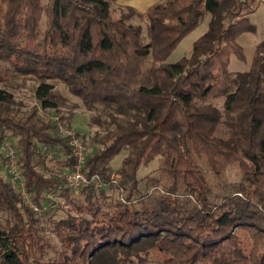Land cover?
Here are the masks:
<instances>
[{"label":"trees","instance_id":"1","mask_svg":"<svg viewBox=\"0 0 264 264\" xmlns=\"http://www.w3.org/2000/svg\"><path fill=\"white\" fill-rule=\"evenodd\" d=\"M257 6L0 0V58L39 81L40 100L27 105L0 86V264H149L155 251L163 264H264V37L248 69L229 67L232 54L245 57L238 35ZM206 11L191 53L167 61ZM143 73L148 83L131 87ZM58 82L97 110L90 137L75 132L93 146L84 169L100 186L69 187L56 174L75 162L69 137L45 116L54 108L74 128ZM5 140L27 195L2 172ZM157 157L159 175L140 177ZM233 166L240 178L217 191L205 168L221 178Z\"/></svg>","mask_w":264,"mask_h":264},{"label":"rangeland","instance_id":"2","mask_svg":"<svg viewBox=\"0 0 264 264\" xmlns=\"http://www.w3.org/2000/svg\"><path fill=\"white\" fill-rule=\"evenodd\" d=\"M134 2V1H133ZM153 2V1H152ZM151 2V3H152ZM150 3V4H151ZM119 6L123 4L117 3ZM132 6L135 3H130ZM149 4V5H150ZM147 4L144 6H140L137 8L142 11L144 8H147ZM135 7V6H134ZM146 10V9H145ZM144 10V11H145ZM211 13L206 11L202 16L199 24L193 28L184 38L178 43L175 49L168 56L167 61L173 62L180 59L183 56H188L191 53L193 42L201 36L209 27ZM249 27L244 32H241L238 35V40L242 44L245 52V57L240 58L235 54L231 55V60L229 67L233 71L246 70L250 67L253 55L255 52L256 44L264 37V0H258L257 8L249 14ZM134 21L142 23L145 27V20L135 17ZM146 31V27H145ZM15 65L9 60L0 58V86L6 87L11 90L16 97L25 101L27 105L40 104L39 95L37 92V86L39 81L30 76H25L24 74H19L15 72ZM148 83L145 73L139 75L131 82V87H135L136 85L146 84ZM54 92L56 94L57 101L60 103V108L66 112V114H70V120L74 128V131H80L90 137V134L97 128L99 125L94 123L92 114H95L97 110L88 109L85 105H83L80 100L72 95L66 86L62 83H56ZM70 112V113H69ZM49 115V117L59 116L58 113L55 112V109L52 108L48 114L45 113V116ZM90 143V142H89ZM91 144V143H90ZM92 145V144H91ZM93 147V146H92ZM2 148L7 154V151L2 144ZM128 153L127 149H122L119 153L112 159L111 164L114 168H118L123 164V159L125 155ZM2 163V172L5 177L10 176L12 174L10 162L6 164ZM209 173L210 179L215 183L216 189L219 192H223L224 188L220 187L221 183L227 182L232 183L237 181L240 178V172L236 166L230 167L221 178L215 176L208 168H205ZM117 170H113L116 172ZM62 172V171H61ZM112 172V173H113ZM60 171H56V174H59ZM111 173V175H112ZM159 175V158L157 157L151 164L148 166H142L139 171L140 177L146 176H158ZM14 178V177H13ZM112 180V178H111ZM114 182V181H113ZM118 183V182H114ZM65 199H62L64 203ZM54 235V234H52ZM163 258V254L155 251L151 256L149 264H163L161 259Z\"/></svg>","mask_w":264,"mask_h":264},{"label":"built area","instance_id":"3","mask_svg":"<svg viewBox=\"0 0 264 264\" xmlns=\"http://www.w3.org/2000/svg\"><path fill=\"white\" fill-rule=\"evenodd\" d=\"M54 119L58 121L60 131L69 137L70 144L73 146V153L75 157V162L72 168L63 170L59 174L65 179V185L69 187H80L93 184L94 186H100L101 180L98 174H88L85 169V161L89 153L93 150L90 143L84 142L76 132L65 126L58 116H54ZM7 155L9 157L11 172L15 179L19 180L21 191L24 195H27L26 185L24 179L21 177V169L17 161V153L11 140H5L3 143ZM112 181L119 182L121 179V174L116 171L111 175ZM50 196L53 192L49 193ZM35 208L37 206L34 205Z\"/></svg>","mask_w":264,"mask_h":264},{"label":"crops","instance_id":"4","mask_svg":"<svg viewBox=\"0 0 264 264\" xmlns=\"http://www.w3.org/2000/svg\"><path fill=\"white\" fill-rule=\"evenodd\" d=\"M134 1V2H133ZM153 1V2H152ZM155 1H157V0H117V3H119V4H123V5H132V4H130V3H135L133 6H135L136 8H139L140 6H144V5H148L149 6V4L152 2V3H154ZM151 3V4H152ZM150 4V5H151ZM147 6V7H148ZM146 8H144V10H145ZM144 10H142V11H144Z\"/></svg>","mask_w":264,"mask_h":264}]
</instances>
